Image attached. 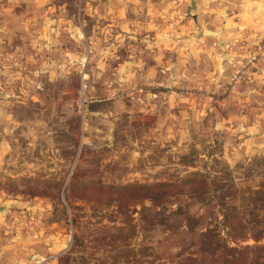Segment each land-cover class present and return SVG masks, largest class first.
I'll use <instances>...</instances> for the list:
<instances>
[{
    "label": "rangeland",
    "instance_id": "374dc122",
    "mask_svg": "<svg viewBox=\"0 0 264 264\" xmlns=\"http://www.w3.org/2000/svg\"><path fill=\"white\" fill-rule=\"evenodd\" d=\"M194 2L148 23L125 0L116 23L93 15L99 0H0L4 257L264 264V0H215L202 17ZM149 31L209 36L226 57L221 31L239 32L251 50L156 78Z\"/></svg>",
    "mask_w": 264,
    "mask_h": 264
},
{
    "label": "crops",
    "instance_id": "0c3cea01",
    "mask_svg": "<svg viewBox=\"0 0 264 264\" xmlns=\"http://www.w3.org/2000/svg\"><path fill=\"white\" fill-rule=\"evenodd\" d=\"M170 1L134 0L132 14L136 15L138 19H147L148 23L152 21L157 22L160 16L163 15L167 5L170 4ZM124 3L125 0H99V4L94 6L91 11L93 15L105 17L107 20L115 21L116 23H123L125 18L128 17V9L124 6ZM194 3L195 8L189 9V5H187L186 12L192 16L197 15L198 17H202L198 14L203 11L210 12L212 8L209 7L215 4V0H195ZM259 18H246L245 21L241 20V18L239 19V24L247 25L250 24V21L256 23ZM212 26L213 29L217 27L214 26V23ZM148 36L149 43H147V47H149L150 59V62H148V72L156 74V78L161 76L163 72H174L177 75L185 77L193 76L199 70L214 73L220 71L226 62L230 66L232 63H239L242 59L244 60L251 50L250 44L247 43V40L240 38L239 32L227 33L221 31L220 33V38L224 42L226 41L225 52L228 57L224 56V53L222 54V49L213 46L212 42L214 39L209 36L195 34L186 37L179 35L173 40H160L158 33L153 31H149ZM233 39L234 41L231 43ZM153 40L156 41V44H152ZM163 78L166 79V76H163ZM6 246H1L0 264H37V262L29 259L27 252L24 251L25 254H22L20 248H16L14 256L4 257V248L6 249Z\"/></svg>",
    "mask_w": 264,
    "mask_h": 264
},
{
    "label": "water",
    "instance_id": "95a60500",
    "mask_svg": "<svg viewBox=\"0 0 264 264\" xmlns=\"http://www.w3.org/2000/svg\"><path fill=\"white\" fill-rule=\"evenodd\" d=\"M0 209H1V207H0Z\"/></svg>",
    "mask_w": 264,
    "mask_h": 264
}]
</instances>
